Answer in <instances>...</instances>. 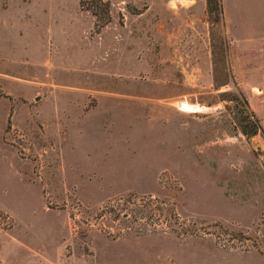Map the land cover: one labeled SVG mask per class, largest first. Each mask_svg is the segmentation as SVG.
<instances>
[{
	"label": "rangeland",
	"instance_id": "374dc122",
	"mask_svg": "<svg viewBox=\"0 0 264 264\" xmlns=\"http://www.w3.org/2000/svg\"><path fill=\"white\" fill-rule=\"evenodd\" d=\"M80 1L0 0V264H264V0Z\"/></svg>",
	"mask_w": 264,
	"mask_h": 264
},
{
	"label": "trees",
	"instance_id": "16d2710c",
	"mask_svg": "<svg viewBox=\"0 0 264 264\" xmlns=\"http://www.w3.org/2000/svg\"><path fill=\"white\" fill-rule=\"evenodd\" d=\"M83 2L86 1H80V7L81 9H85L90 12V14L94 17V26L96 28V31H99V29L103 28L107 23L110 22V13H109V6L110 4L107 1L103 0H90L86 7H83ZM207 9L209 11H219L221 12V5L220 0H206ZM236 102L238 101L237 97L233 99ZM244 106L246 107L245 114L242 117H239L238 115L234 117L236 125L238 126L239 130L246 135L247 137L252 136L256 133V129L251 127L253 126V119H254V113H252L248 109V105L246 101L241 99L240 101ZM234 105V106H235Z\"/></svg>",
	"mask_w": 264,
	"mask_h": 264
},
{
	"label": "bare ground",
	"instance_id": "6f19581e",
	"mask_svg": "<svg viewBox=\"0 0 264 264\" xmlns=\"http://www.w3.org/2000/svg\"><path fill=\"white\" fill-rule=\"evenodd\" d=\"M178 4H189V2L186 0H174L172 3V8H175ZM185 110H186V112H189V111H187V109H185Z\"/></svg>",
	"mask_w": 264,
	"mask_h": 264
},
{
	"label": "crops",
	"instance_id": "0c3cea01",
	"mask_svg": "<svg viewBox=\"0 0 264 264\" xmlns=\"http://www.w3.org/2000/svg\"><path fill=\"white\" fill-rule=\"evenodd\" d=\"M187 1V0H186ZM226 263H228L227 261L226 262H217V261H212V260H210V264H226ZM246 264H249V263H246Z\"/></svg>",
	"mask_w": 264,
	"mask_h": 264
}]
</instances>
